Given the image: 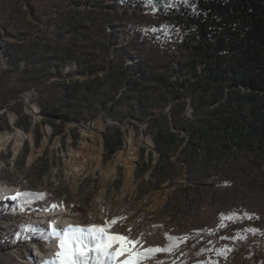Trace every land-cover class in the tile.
<instances>
[{"label":"rangeland","instance_id":"1","mask_svg":"<svg viewBox=\"0 0 264 264\" xmlns=\"http://www.w3.org/2000/svg\"><path fill=\"white\" fill-rule=\"evenodd\" d=\"M173 2L0 0V183L21 184L22 193L46 194L0 204V264H39L25 243L33 226H24L15 211L23 208L32 214L58 199L77 210L73 215L78 218L102 215L109 223L122 218L110 231L127 233L133 240L142 234L145 248L167 245L165 234L191 237L178 250L159 253L146 264H264L262 167L242 172L234 164L217 166L199 177L169 164L165 182L159 184L151 116L142 117L133 99L123 101L125 94L112 100L113 90L102 86L96 100L104 105L87 100L76 106L55 86L88 80L81 64L90 51L88 43L99 44L108 36V61L97 58L105 65L120 62L116 54L121 51L135 61L183 62L185 50L174 48L180 29L165 17ZM73 35L85 45L82 49L72 45ZM45 67L49 76L43 75ZM180 99L179 118L192 119L189 98ZM95 120L98 125L89 127ZM115 129L122 141L117 155H111L104 143ZM71 147L83 149L82 157L70 158ZM233 213L242 219H228ZM124 222L128 228L121 231Z\"/></svg>","mask_w":264,"mask_h":264},{"label":"trees","instance_id":"2","mask_svg":"<svg viewBox=\"0 0 264 264\" xmlns=\"http://www.w3.org/2000/svg\"><path fill=\"white\" fill-rule=\"evenodd\" d=\"M165 17L180 29L174 48L185 50L183 62L135 61L121 51L116 54L120 62L105 65L97 58L108 61V36L99 44L88 43L90 51L81 62L88 80L55 86L76 106L87 100L104 105L96 100L102 86L113 90L112 100L125 94L123 101L133 99L142 117L151 116L159 184L169 164L199 177L232 164L242 172L264 170V0H175ZM75 37L70 38L72 45L80 50L85 45ZM48 71L45 67L43 75L49 76ZM184 96L192 119L179 118ZM174 99L178 102L164 112ZM121 141L120 130L111 131L105 140L108 152Z\"/></svg>","mask_w":264,"mask_h":264},{"label":"snow or ice","instance_id":"3","mask_svg":"<svg viewBox=\"0 0 264 264\" xmlns=\"http://www.w3.org/2000/svg\"><path fill=\"white\" fill-rule=\"evenodd\" d=\"M153 2V0H149ZM166 2V0H164ZM187 3V0H184ZM174 6V5H173ZM167 26H162L166 28ZM157 31L156 28L151 29ZM43 193H17L12 197H40ZM53 208L56 205L52 206ZM247 216V214H245ZM221 220L225 219L221 214ZM251 219V216L247 217ZM122 218H114L110 223L105 221L104 225H90L87 227L73 225L49 224V232L44 234L43 239L46 243L56 241L57 250L52 257L42 258V264H146L159 253H173L178 250L180 242H187L191 237H174L168 234L166 239L168 244L165 246L144 247L142 243V234L135 240L119 233H112L111 227ZM228 219H242L235 213L230 214ZM226 226V225H224ZM255 233L256 229H249ZM131 232V229H129ZM227 238V237H226ZM246 239V237H235ZM218 254H223L222 250H217ZM199 254V253H198ZM123 257V259H121ZM156 264H163L157 260Z\"/></svg>","mask_w":264,"mask_h":264},{"label":"built area","instance_id":"4","mask_svg":"<svg viewBox=\"0 0 264 264\" xmlns=\"http://www.w3.org/2000/svg\"><path fill=\"white\" fill-rule=\"evenodd\" d=\"M78 122H80V121H78ZM78 122L76 121L77 124H78ZM98 122H100V121L99 120H95V121L92 122V124H90L88 126L89 127L90 126L91 127H94V125H98L97 124ZM80 123L82 124V123H84V121L81 120ZM101 145H103L102 142H101ZM116 149H118V148H116ZM104 150H105V143H104ZM83 151L84 150H82L80 148L73 149V147H71L68 150V153L70 155V158L72 157L74 159L76 157H80L81 158L82 157L81 154L84 153ZM117 152L114 151V152H112L110 154L111 155H117ZM75 173H77V169H76ZM0 185H1V183H0ZM3 185H8V184L5 183ZM50 202H54L56 204L58 202L63 203L66 206V208H67L68 211L66 213L56 215V214L52 213L51 211H49L48 209L43 210L42 209L43 206L42 207L40 206L38 209H36L34 211V213L30 214V212H28L29 215L27 217L28 218H31V217L34 216L35 217L34 220L36 219L37 220V223L41 227V232L38 230L39 234L37 232L32 233V234L29 233L30 235H32L34 237H37V239H27L25 241V243H27V247L31 250V252L33 253V251H34V253H33L34 255H32V256H39V254L37 253V251H40V252H43L44 253L46 251V248H48L45 240L43 239V237H44V234L45 233L49 232V224H55V223H53V220H52L54 216L55 217H57V216H63V219L68 220V223H70V225H73V226L87 227V226H90V225H104L105 224V220L102 217V215L100 216L99 219L98 218H94V219H91V220H88V219L86 220L85 218H78L77 216L73 215V213L74 212H77V210H73L71 208V206L69 205V203L67 201H65V199L52 200ZM56 225H58V224H56ZM60 225H63V224H60ZM34 260L36 262H39V264H42V262L40 261V259L38 257H36V259H34Z\"/></svg>","mask_w":264,"mask_h":264},{"label":"bare ground","instance_id":"5","mask_svg":"<svg viewBox=\"0 0 264 264\" xmlns=\"http://www.w3.org/2000/svg\"><path fill=\"white\" fill-rule=\"evenodd\" d=\"M0 187H1L0 188V204H5L7 201L8 202L11 201L12 203H14V201H16V199H18L19 197H17L16 199H11V198L17 196L18 192L22 193L21 184L14 185V186H12L10 184H8V185L1 184ZM53 205H56V207L53 208L52 207ZM42 209L43 210L48 209L49 211H51L52 213H54L56 215L66 213L68 211L66 206L63 203H60V202H58L57 204L54 203V202L48 203L47 205L43 204V208ZM15 212H16V215L20 216L21 218H24L23 219V225L24 226H26V227L28 226V228H30V229L32 228L31 226H33L34 229L32 228V230H29V231L27 230V232H26L27 234H29V233L32 234V233H35V232H37L39 234L38 230L41 232V227L37 223V220L36 219L34 220V219H31V218L27 217V215H29L28 214V210L20 208V209L16 210ZM52 220H53V223L58 224V225H60V224H63L64 226L70 225V223H68V220L63 219V216H57V217L54 216ZM127 220H128L127 224H130L131 220H129V218H127ZM125 223L126 222H124L122 224V226H121V228L119 230L122 231V230H126L128 228L127 224H125ZM112 233H114V232H112ZM119 234L123 235V232H120ZM124 236L130 237L127 233ZM30 239H37V237H34V236L30 235ZM21 241L22 240L17 239V240H15V243L18 244V243H21ZM46 244H47L48 248H46V251L44 253L40 252V251H37L39 256H32L33 253L30 252L29 256L34 258V259H36V257H38L41 262H42V258H48V257L54 256V254H55V252L57 250L56 241H53L51 243H46ZM121 259H123V257H121Z\"/></svg>","mask_w":264,"mask_h":264}]
</instances>
